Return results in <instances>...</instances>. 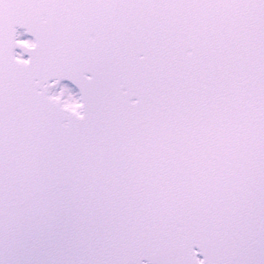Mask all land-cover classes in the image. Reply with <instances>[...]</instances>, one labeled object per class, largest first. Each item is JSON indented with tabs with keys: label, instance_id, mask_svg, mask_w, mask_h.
I'll list each match as a JSON object with an SVG mask.
<instances>
[{
	"label": "snow or ice",
	"instance_id": "obj_1",
	"mask_svg": "<svg viewBox=\"0 0 264 264\" xmlns=\"http://www.w3.org/2000/svg\"><path fill=\"white\" fill-rule=\"evenodd\" d=\"M0 264H264V0H0Z\"/></svg>",
	"mask_w": 264,
	"mask_h": 264
}]
</instances>
